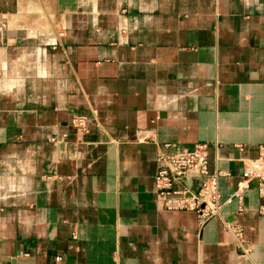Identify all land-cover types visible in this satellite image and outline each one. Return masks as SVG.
Masks as SVG:
<instances>
[{"label": "crops", "instance_id": "0c3cea01", "mask_svg": "<svg viewBox=\"0 0 264 264\" xmlns=\"http://www.w3.org/2000/svg\"><path fill=\"white\" fill-rule=\"evenodd\" d=\"M201 143L224 200L264 146V0H0V264H264L255 183L222 210L246 252L157 207V155Z\"/></svg>", "mask_w": 264, "mask_h": 264}, {"label": "built area", "instance_id": "2783aa9c", "mask_svg": "<svg viewBox=\"0 0 264 264\" xmlns=\"http://www.w3.org/2000/svg\"><path fill=\"white\" fill-rule=\"evenodd\" d=\"M69 126L80 136L88 131L83 116H72ZM60 138H66V134H62ZM49 142L55 144L57 140L51 138ZM239 148L242 150V147ZM156 163L154 196L159 209L194 212L200 228L208 221L219 218L223 229L234 237L236 248L246 252L247 242L243 227L222 216V210L235 201L237 213H242L244 195L250 189V185L255 183L260 200L257 213L264 216V146H260L255 160L244 161L236 190L224 200L219 191L218 179L225 178L228 174L209 172L206 144H195L190 149H177L174 153L160 152L156 157ZM60 261L59 256L53 258V264H59Z\"/></svg>", "mask_w": 264, "mask_h": 264}]
</instances>
